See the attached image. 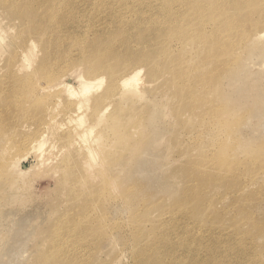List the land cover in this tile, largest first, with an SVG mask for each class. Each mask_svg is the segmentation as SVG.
Here are the masks:
<instances>
[{"label": "rangeland", "instance_id": "374dc122", "mask_svg": "<svg viewBox=\"0 0 264 264\" xmlns=\"http://www.w3.org/2000/svg\"><path fill=\"white\" fill-rule=\"evenodd\" d=\"M10 1L0 0V68L27 42L41 55L31 21ZM233 1L52 0L57 34L48 46H58L59 57L87 79L103 76L100 89L111 69L131 65L141 67L142 84L125 100L111 99L100 122L92 105L85 110L99 150L91 179L80 167L52 172L60 155L37 163L36 142L26 144L36 137L23 110L31 102L16 106L14 89L0 91V264H138L136 250L150 264H264V43L254 32L248 41V28L245 40L223 29L242 24ZM175 27L201 43L168 42ZM107 42L126 53L110 63ZM205 47L223 50L226 68L209 86L207 67L193 82L176 81L180 60L193 69ZM137 55L139 64L131 62ZM13 162L29 167L16 181ZM191 187L201 213L185 221L171 210L192 197Z\"/></svg>", "mask_w": 264, "mask_h": 264}, {"label": "bare ground", "instance_id": "6f19581e", "mask_svg": "<svg viewBox=\"0 0 264 264\" xmlns=\"http://www.w3.org/2000/svg\"><path fill=\"white\" fill-rule=\"evenodd\" d=\"M231 4L242 10V20H239L242 24L239 25H242L244 32L236 28L239 25L231 29L233 26L226 24L223 29L230 32L235 30V35L242 37L243 34L245 40L248 36L245 28H248L252 30L248 41L254 32V40L264 43V0H246L245 5H240L238 0H234ZM10 6L21 20L31 21L30 30L37 35L42 48L40 49L41 55L37 54L33 42H27L25 48H16L13 56L15 59H8L9 61L0 68V73L4 74L2 75L4 77L1 76L0 78V91L14 89L13 97L15 100L13 101L17 102L20 100L16 106L22 107L28 101L31 102L23 110L33 115L34 122L31 129L36 137L32 140H27L26 144L30 146L36 142L35 161L37 163L44 165L50 159L49 156L53 158L54 155H60V162L52 172L56 173L63 167L65 169L80 167L87 178H94L95 172L92 169L99 155L98 141L92 136L94 127L87 124L85 110L89 105H92V116L96 117L98 122H100L99 120H102V117L106 115L107 110L113 104L111 99L119 97L125 100L131 94L138 92V87L142 84L140 75L142 69L140 66L131 65L117 72L118 70L113 68L109 75V86L105 89H100L104 84L103 76H99L95 80L85 78L82 75L81 68L75 64L72 65L68 57L65 55L59 57L60 50L58 46H48L57 34L55 33L57 19L52 15L54 8L52 0H11ZM40 7L43 10L38 11L37 9ZM193 9L195 12H199L200 6H193ZM68 22L69 20H67V24ZM185 34L181 28L175 27V29L169 30L167 41L171 42L173 39H179L180 43L199 41L197 35L188 36ZM155 48L158 49V47ZM102 49L104 56L113 58L110 63L117 59L114 58L115 55L122 58L126 53L121 48L114 49L110 42H107ZM157 49L154 51H157ZM204 50L202 51L201 49L199 51L200 57L197 59V64L194 65L193 69L186 67L183 59L180 60L181 64L174 69V79L176 81L189 80L193 82L201 75L194 71L207 67L206 71L212 73L208 77L206 84L209 86L210 79L218 76L226 68L223 50L218 47H205ZM37 56L39 59L36 61ZM104 56L101 58H104ZM168 57H172L170 52ZM105 60L107 61V59ZM142 60V56L137 55L131 62L139 64ZM261 62H264V60ZM158 70L161 69L159 68ZM26 88L29 89L28 95ZM184 90L189 91L190 87L183 90L180 89L179 94L183 95ZM201 97L202 95H195L194 99L198 101ZM60 114L63 119L58 122L56 116ZM95 124L97 125L98 123L95 122ZM51 134L53 138L49 141ZM80 150L83 151L84 159L78 163L76 156ZM8 171L14 175V180L16 181L17 177L22 178L29 171V167L21 166L19 162H13ZM194 190L193 188L191 189L192 197L189 194H184L179 199L178 205L171 210V215L181 212L178 218L186 221L192 218L189 212L194 215L201 213L198 212V197L193 196ZM235 191L237 196L240 195L243 191L242 186L238 185ZM250 198V196L243 195V200ZM161 210L165 209L161 208ZM84 229L85 227L79 229L75 225L76 231ZM220 247L218 246L217 248L220 249ZM193 251L198 252L197 247H194ZM143 257L140 250H136L135 259L137 263L150 264ZM199 258L200 256L198 255L192 256V259L198 260ZM199 264L215 263L204 260Z\"/></svg>", "mask_w": 264, "mask_h": 264}]
</instances>
